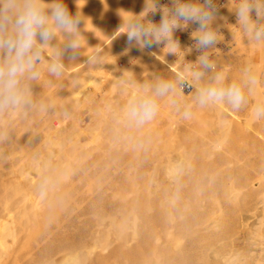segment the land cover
I'll return each instance as SVG.
<instances>
[{
    "label": "rangeland",
    "instance_id": "1",
    "mask_svg": "<svg viewBox=\"0 0 264 264\" xmlns=\"http://www.w3.org/2000/svg\"><path fill=\"white\" fill-rule=\"evenodd\" d=\"M125 1L64 0L82 20L81 55L65 59L59 78L43 65L33 91L50 103L46 113L2 118L11 139L0 144V264H264V118L253 115L264 102V56L254 67L242 35L239 48L217 59L230 81L246 66L258 75L240 110L193 107L185 119L161 99L150 123L129 129L115 114L137 88L120 79L177 74L167 65L170 46H154L156 55L152 49L129 74L118 67L136 58L119 52L124 31L103 44V24Z\"/></svg>",
    "mask_w": 264,
    "mask_h": 264
},
{
    "label": "clouds",
    "instance_id": "2",
    "mask_svg": "<svg viewBox=\"0 0 264 264\" xmlns=\"http://www.w3.org/2000/svg\"><path fill=\"white\" fill-rule=\"evenodd\" d=\"M157 12L161 18L154 23L148 17ZM232 12L235 25L247 43H264V0H238ZM132 16L127 22V31L123 32L129 48L138 47L143 51L163 44L164 48L174 45L181 49L174 34L195 25L191 33L194 43L187 50L195 49L200 54L174 80L155 75L153 82L137 84L121 78V87H136L137 92L115 114L117 124L122 123L129 129L143 128L157 115L161 99H167L185 119L191 117L193 107L223 103L238 111L246 105V91L252 94L259 84L251 66L243 69L239 82L230 81L223 71L217 70L210 54L220 42L221 25L217 21L223 19L216 0H168L167 4L151 0L150 9L145 0L144 10ZM81 22L79 11L75 15L70 13L64 0H0V144L11 139L3 117L14 113L27 118L34 112L49 110L50 103L37 98L33 86L40 81L45 63L47 75L59 78L67 66L65 59L76 61L81 55ZM58 33L63 42L59 41ZM48 49L52 50L51 55H47ZM186 87L193 89L188 94L192 96L190 103L182 101V97L188 96L184 94ZM253 115L257 120L264 118V102L256 104Z\"/></svg>",
    "mask_w": 264,
    "mask_h": 264
},
{
    "label": "bare ground",
    "instance_id": "3",
    "mask_svg": "<svg viewBox=\"0 0 264 264\" xmlns=\"http://www.w3.org/2000/svg\"><path fill=\"white\" fill-rule=\"evenodd\" d=\"M161 1V0H160ZM144 7H145V0H126L125 2H123V3H121V5H119V7L118 8H116V10H115V12H113L114 14H112V15H110L107 19H106V21L104 22V24H103V30L104 31H107V32H109L110 34L108 35V37L104 40V42H103V44L104 43H106V42H108V41H110L111 39H113L114 37L116 38V35L118 34V33H120L121 31H124V32H126L127 31V22L130 20V19H132L133 18V16H132V13H134V14H139L141 11H143L144 10ZM148 7H149V9L151 8V0H148ZM236 7H234V6H232V7H230V9L229 10H227L226 12H224V13H221L219 16L220 17H223V19H218V21H217V23L218 24H222L223 23V21H224V19L226 20L229 16H231L232 14H234V12H232V10H234ZM142 14H144L145 15V13H142ZM141 14V15H142ZM157 16V13L153 16V15H151V14H149V19H152L153 21L154 20H156V18H154V17H156ZM159 22V21H158ZM157 22V23H158ZM122 24H124V26H122ZM114 26H117V28H113ZM122 26V27H121ZM111 29H113L112 31H111ZM242 35L243 34H237L236 36L234 35V34H231V41L234 43V45H235V47L234 48H236V47H240L241 45V42H239L241 39H242ZM125 36H126V34H125ZM245 38V37H244ZM126 40H127V37H125L119 44H120V49L119 50H121V51H119V52H122V53H126V54H128L130 57H131V59L132 58H136L135 59V61H133V62H128V63H125L124 65L122 64L121 65V67H120V64H119V68H122V70H124V72L125 73H128L129 74V72H132V71H134V69H135V66H137L138 64H140L141 62H143V60L145 59V57L147 56V54H149V53H151L152 52V49H150V50H148V49H145V50H140L138 47H131V48H129L128 47V45H127V43H126ZM102 42V41H101ZM245 42V45H247L249 48H250V56L248 57V58H250L252 61H253V64H254V67H256V68H258V69H260L259 67H260V65H259V63H261V60H262V56H264V55H262V54H264V43H261V44H249V43H247V41L245 40L244 41ZM103 44H101V45H99L98 47H96V49H99V47L100 46H102ZM119 46V45H118ZM116 50H118V48H116ZM166 50H169V48L167 49L166 48ZM166 50H165V52L164 53H166V54H168L167 52H166ZM97 51H99V50H97ZM114 51V50H113ZM117 52V51H116ZM94 53H96V52H94ZM152 53H155V55H156V52L154 51V49H153V52ZM114 54V53H113ZM117 54V53H116ZM158 54V53H157ZM163 55V56H159L160 58H162V59H160L158 56H156L157 58H159L160 60H162L164 63H167L168 62V55ZM158 55H160V54H158ZM92 56V55H91ZM102 56H104V55H102ZM110 56V55H109ZM112 57H114L113 55H111ZM223 56V55H222ZM111 57V58H112ZM126 57V56H125ZM167 57V58H166ZM84 58H88L87 56L86 57H84ZM90 58V57H89ZM110 58V57H109ZM115 58V57H114ZM166 58V59H165ZM86 59H84V61L81 63L82 64V66L83 65H85V63H86ZM113 59V58H112ZM250 60V61H251ZM108 61H110V60H108ZM126 61H129V58L126 60ZM102 62V61H101ZM100 62V63H101ZM112 63H114V61H112ZM115 64V63H114ZM167 65L169 66V68L171 69V70H175V71H178L176 74H177V76L178 75H180V74H182L183 72H181V71H179L176 67H178V65L177 64H171V63H167ZM100 66V65H99ZM98 66V67H99ZM253 66V65H252ZM115 67V66H114ZM157 66H154V67H151L150 69H149V73H151V74H155L156 73V71H157V68H156ZM86 70H87V68H86ZM85 70V71H86ZM84 71V70H83ZM84 71V72H85ZM86 72H89L90 73V75H91V72L92 71H89V70H87ZM120 73V72H119ZM185 73V72H184ZM225 73V72H224ZM256 74V73H255ZM259 74V73H258ZM258 76V75H257ZM135 93V92H134ZM187 92H184V94H186ZM188 95V94H187ZM182 101L185 103V102H192V96L191 95H188V96H186V97H182ZM219 104V103H218ZM77 105V104H76ZM97 106V105H96ZM95 106V107H96ZM217 106V105H216ZM77 107V106H76ZM210 107V106H209ZM222 107V106H221ZM97 108V107H96ZM205 108H208V106L207 107H205ZM204 108V109H205ZM218 108V107H217ZM217 108H216V110H217ZM219 109H220V107H219ZM219 109H218V111H219ZM199 110H201V108L199 109ZM221 110V109H220ZM221 111H219V112H216V113H220ZM230 112V111H229ZM93 113V112H92ZM231 113V112H230ZM68 114H70L69 112H68ZM195 114V113H194ZM231 114H233V113H231ZM218 115V114H217ZM13 116V115H12ZM11 116V117H12ZM237 116V115H236ZM68 117H69V115H68ZM218 117H219V115H218ZM65 119H67V118H65ZM69 119L70 118H68L67 120L69 121ZM237 119V118H236ZM4 120V119H3ZM78 120V119H77ZM74 123H76L75 121L76 120H72ZM197 121V120H196ZM232 121V120H231ZM73 122H72V124H73ZM79 122H77L76 124H78ZM223 123V121L221 122V124ZM225 123V122H224ZM69 124V123H68ZM70 124H71V122H70ZM69 125V126H72V128H73V126H74V124L73 125ZM96 124V123H95ZM219 124V123H218ZM77 126V125H76ZM79 126V125H78ZM89 126V125H88ZM58 127H60V126H58ZM63 127V126H62ZM86 127V126H85ZM84 127V128H85ZM95 127V126H94ZM88 128H90V127H88ZM58 129V128H57ZM78 129V128H77ZM55 131H57L56 129H54ZM78 130H80V129H78ZM77 130V131H78ZM81 130H83V128L81 129ZM80 130V131H81ZM86 130H87V128H86ZM58 131L60 132V129H58ZM57 131V133H59ZM65 131V130H64ZM64 131H62V132H60L59 134H63V132ZM67 131L68 130H66L65 132H66V134H67ZM84 131H85V129H84ZM56 133V134H57ZM70 133H71V131H70ZM170 135H172V134H177L176 136V138H178L179 136H178V132L176 133L175 131H172V130H170L169 132H168ZM172 133V134H171ZM49 134V133H48ZM55 134V137L57 136ZM62 134L60 135V136H62ZM66 134H65V136H66ZM174 134V135H175ZM68 135H70L69 134V131H68ZM168 135V134H167ZM168 136L166 139L169 141V139H171V138H169V137H171V136ZM174 135H172L173 137H174ZM50 136H51V134H50ZM59 136V137H60ZM68 137V136H67ZM61 138V137H60ZM66 137H64V139H65ZM175 138V137H174ZM174 138H172L170 141L172 142V140H174ZM175 138V139H176ZM179 138H181V137H179ZM47 139H49V136H48V138ZM46 139V140H47ZM52 139V138H51ZM50 139V140H51ZM69 140V139H68ZM166 140V141H167ZM179 140V139H178ZM52 141H53V139H52ZM51 141V142H52ZM170 141H169V143H170ZM175 141V140H174ZM173 141V142H174ZM50 142V143H51ZM71 142V141H70ZM52 143H55V141L54 142H52ZM168 143V142H167ZM168 143V144H169ZM175 143V142H174ZM50 145H52V144H50ZM171 145H173V144H171ZM2 151V150H1ZM3 153H5V152H3ZM52 153V152H51ZM50 154V153H49ZM6 155V154H5ZM1 156V155H0ZM13 156V155H12ZM187 157V156H186ZM48 158H50V157H48ZM184 161V160H183ZM186 164V163H185ZM34 165V164H33ZM21 166V165H20ZM19 166V164H18V167H19V169L21 168ZM52 166V165H51ZM172 167V166H171ZM174 167V166H173ZM16 168V167H15ZM23 168V167H22ZM22 168H21V170H19V171H22ZM45 168V167H44ZM24 169V168H23ZM57 169H58V167H57ZM168 169V168H167ZM174 169V168H173ZM16 170V169H15ZM17 170H18V168H17ZM43 170V169H42ZM41 170V171H42ZM170 170V169H169ZM18 171V172H19ZM55 171V170H54ZM58 171V170H57ZM63 171V170H62ZM172 171V170H171ZM40 172V171H39ZM45 172V171H44ZM6 173V172H5ZM14 173H16V172H14ZM20 173V172H19ZM41 173V172H40ZM45 174V173H44ZM47 175H48V173H47ZM151 180V179H150ZM151 182V181H150ZM238 189V188H237ZM237 189H236V191H237ZM138 190V189H137ZM235 194V193H234ZM233 194V195H234ZM239 194V193H238ZM149 195V194H148ZM172 198V197H171ZM236 199H237V197H236ZM170 201H171V199H170ZM171 204H172V201H171ZM169 205H170V203H169ZM168 205V206H169ZM133 214H135L134 212H133ZM136 215V214H135ZM134 221H135V219H134ZM121 228V227H120ZM110 229V228H109ZM121 230H123V229H121ZM120 233V232H119ZM116 234H117V232H116ZM118 235V234H117ZM103 237H102V239L105 237L104 235H102ZM110 236V235H109ZM108 235H107V237H109ZM120 236V235H119ZM107 239V238H106ZM104 240V239H103ZM109 240V239H108ZM125 242V241H124ZM131 242V241H130ZM180 244V243H179ZM101 248V247H100ZM102 249V248H101ZM93 251H95V250H93ZM91 252V251H90ZM104 252V251H103ZM93 253H95V252H93ZM93 253H86V254H93ZM102 254H104V253H102ZM80 260V259H79ZM87 260V259H86ZM77 261H78V259H77ZM76 261V262H77ZM68 262V261H67ZM83 262V261H82ZM77 264V263H76ZM81 264V263H80Z\"/></svg>",
    "mask_w": 264,
    "mask_h": 264
},
{
    "label": "built area",
    "instance_id": "4",
    "mask_svg": "<svg viewBox=\"0 0 264 264\" xmlns=\"http://www.w3.org/2000/svg\"><path fill=\"white\" fill-rule=\"evenodd\" d=\"M160 3L167 4L168 0H161ZM216 3L218 6L219 15L229 10L230 7L232 6L234 7L238 6V0H216ZM154 18H156V20L154 21L152 19L151 20L154 23H157L161 18L160 13L157 12V16ZM235 24H236L235 14H232L226 20L224 19L223 23L221 24V28H220L221 34L218 36V40L220 42L216 45L217 48L210 50L211 57L216 62V64L218 58L235 49L234 48L235 45L231 41V34H234L236 36L237 34L241 33L239 27L236 26ZM194 29H195V25H192L186 30L183 31L177 30L176 33L174 34L175 38L178 39L180 43L181 49L175 47L174 45H168L174 48L176 51L172 56L171 64H177L178 67L176 68L183 73L186 72L189 63L194 62L197 56L200 54L195 49H193L191 52H188L187 50L194 43L191 37V33L192 31H194ZM160 47H164V45L161 44ZM175 72L177 73L178 71ZM191 91H193V89L187 87L184 89V92L187 93H190Z\"/></svg>",
    "mask_w": 264,
    "mask_h": 264
}]
</instances>
